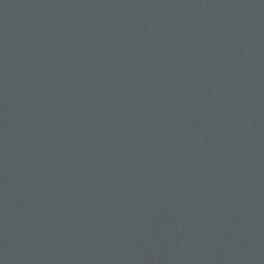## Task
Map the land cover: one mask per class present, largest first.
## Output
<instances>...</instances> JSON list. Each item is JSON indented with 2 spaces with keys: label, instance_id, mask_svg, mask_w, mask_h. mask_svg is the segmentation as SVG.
<instances>
[{
  "label": "water",
  "instance_id": "obj_1",
  "mask_svg": "<svg viewBox=\"0 0 264 264\" xmlns=\"http://www.w3.org/2000/svg\"><path fill=\"white\" fill-rule=\"evenodd\" d=\"M0 264H264V0H0Z\"/></svg>",
  "mask_w": 264,
  "mask_h": 264
}]
</instances>
